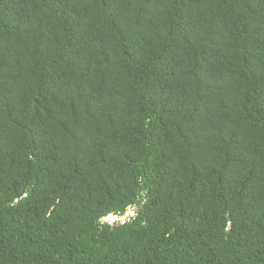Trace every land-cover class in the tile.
<instances>
[{"label": "trees", "instance_id": "16d2710c", "mask_svg": "<svg viewBox=\"0 0 264 264\" xmlns=\"http://www.w3.org/2000/svg\"><path fill=\"white\" fill-rule=\"evenodd\" d=\"M0 264H264V0H0Z\"/></svg>", "mask_w": 264, "mask_h": 264}, {"label": "clouds", "instance_id": "9594fccd", "mask_svg": "<svg viewBox=\"0 0 264 264\" xmlns=\"http://www.w3.org/2000/svg\"><path fill=\"white\" fill-rule=\"evenodd\" d=\"M132 208H136V207H132ZM132 208H130L129 210H128V212L123 216L124 217V219H122L124 222L125 221H128V220H130V219H135L136 218V215H137V211H138V209H137V211H136V214H135V216L134 217H129L128 215H129V213H130V210L132 209ZM114 215H112V216H110V217H108L106 220L107 221H109L111 224H115L112 220H110V219H112V217H113ZM119 218H122V217H120V216H118V219ZM119 221V220H118ZM123 221H120V222H123Z\"/></svg>", "mask_w": 264, "mask_h": 264}, {"label": "built area", "instance_id": "2783aa9c", "mask_svg": "<svg viewBox=\"0 0 264 264\" xmlns=\"http://www.w3.org/2000/svg\"><path fill=\"white\" fill-rule=\"evenodd\" d=\"M136 211H137V209L136 208H132L131 210H130V213H129V217H134L135 216V214H136ZM124 222V221H123Z\"/></svg>", "mask_w": 264, "mask_h": 264}, {"label": "rangeland", "instance_id": "374dc122", "mask_svg": "<svg viewBox=\"0 0 264 264\" xmlns=\"http://www.w3.org/2000/svg\"><path fill=\"white\" fill-rule=\"evenodd\" d=\"M122 219H124V217L119 218V221L117 220V221H115L114 223H117V222L123 221ZM110 220H112V219H110Z\"/></svg>", "mask_w": 264, "mask_h": 264}, {"label": "water", "instance_id": "95a60500", "mask_svg": "<svg viewBox=\"0 0 264 264\" xmlns=\"http://www.w3.org/2000/svg\"><path fill=\"white\" fill-rule=\"evenodd\" d=\"M114 218H118V216H113Z\"/></svg>", "mask_w": 264, "mask_h": 264}]
</instances>
